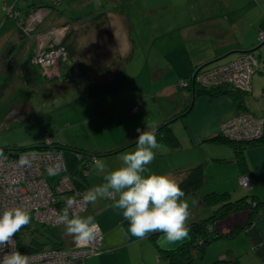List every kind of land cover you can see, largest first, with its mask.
<instances>
[{
    "label": "crops",
    "instance_id": "0c3cea01",
    "mask_svg": "<svg viewBox=\"0 0 264 264\" xmlns=\"http://www.w3.org/2000/svg\"><path fill=\"white\" fill-rule=\"evenodd\" d=\"M117 1L119 2V0ZM177 3H184L187 15L183 16V20L182 16H178L180 20L175 22L176 27L163 33V36L167 34V39L169 37L170 40L175 37L177 39V45H175V47L179 46L180 51L182 50L185 55L188 54L189 56L190 60L187 58L189 64L177 70L178 77L188 76L194 67L201 66L211 60L224 58L231 53L239 55L242 52L252 49L255 47L254 41L256 42L258 29L263 28L264 0H182ZM33 4L37 3L34 2V0H21L20 8L16 5H11L9 8L12 6L18 7L20 12L19 15H25L27 10H31V8L34 7L32 6ZM110 6L112 9L114 4H110ZM95 9L98 11L100 7H95ZM57 11V9H53L50 11L51 14L46 12L41 15V21L33 24L29 30H25V23H21V20L18 24H11L10 27L3 32L0 36V42L4 41L7 37L22 38L19 52L25 51L23 53V58L18 62L20 56L17 55L18 52L15 51L10 55V57L13 58L12 63L18 62L21 67H25L27 71H29V68L35 71V66L31 63L30 57L35 50H41L45 48L49 42L56 41L57 36H55V32H49L48 28L53 27L54 24L58 22H62V19L54 21V14ZM116 13H110L108 11L106 17L103 19H98L91 15L87 21L91 23V28L86 26L88 24L86 21L82 22V20H77L71 23V18L70 20H63L62 23H69L68 25L70 26V28L68 27L69 29L66 36L68 45L71 46L69 49L72 51V49L75 48L76 52L86 61L85 52H82L83 48L87 46L86 38L88 37L87 39L89 42L90 40L94 41V33L98 36L100 30H102L107 39L104 40V42L98 41L96 44H91L93 56L94 50H97L96 56L99 54V49L102 51L101 44L107 42V44L112 45L113 52L122 56L121 58L124 59L125 63H127L126 65H128L129 54L122 55L119 51L122 38L120 41H116L114 36L116 34L121 35L120 33L125 31L124 28L130 31L132 22H127L124 15L118 12ZM15 14L16 13L13 15ZM181 14L183 15L182 12ZM15 18L18 19V15ZM124 19L125 27L120 28V24ZM246 26H249L248 34H252V40L247 42L244 40ZM53 29L54 27L52 30ZM75 31H78V34L74 33ZM173 33L177 34L174 35ZM77 36L82 37V39L77 40ZM97 36L96 39H98ZM81 40L83 42H81ZM164 49L165 47H163L162 56L164 55ZM235 55L220 61V64L235 58ZM260 58V60H262V57ZM86 62L91 64L88 60ZM168 67H171L170 63ZM123 68L124 65L122 63L114 77H117ZM156 69L157 71H161L159 68ZM128 76L130 77V73ZM46 81H44V83H46ZM38 83H43V81ZM48 83L50 84H46L45 86L51 88V90L53 89L55 92L58 91L54 89L55 85H62L65 88L68 87V81L52 80ZM106 84L107 83L102 84L105 91L102 95H99L100 97L98 98H111L118 89L126 86L128 81H123L119 86L114 85L115 87H113L112 90L107 89ZM64 87L61 89H64ZM254 90H257L260 95L264 91V71L261 67L254 72L251 77L249 94ZM180 95L185 98L189 97L188 93L185 94L180 89L177 91L175 87L163 86L153 94V97L157 96L163 102H168L170 100L175 102ZM187 100L188 103L191 102L189 98ZM137 101H139V99L136 98L129 107L131 108L134 104H138ZM121 102L122 100H115V102L110 104L111 107L103 109V115L107 114L105 112L108 110H117L121 106ZM178 108L179 107L174 105L165 112L160 113L161 121L155 126L168 122L170 118L180 112L177 111ZM245 108V111L251 112L254 117L264 119L262 109L259 105H255L253 102L249 103L247 98ZM239 111L240 109L236 108L230 96L222 95L218 97H208L200 95L185 115L173 121L172 131L178 137L180 146L174 150H168L165 143L164 145L162 144L163 142H158V148L154 150L156 155L147 167L153 172L168 174L177 181L181 176L177 173L178 169H180L177 167H185L179 162L180 156H186V159L190 160L188 163L192 165L202 164L203 166L204 183L198 190L186 194L184 197L189 204L187 224L205 218L212 213L210 207L200 202L205 192H229L232 198L252 193L257 195L259 199H264V142H257L244 151V160L252 184L251 188L247 190L238 182L240 170L232 159V149L230 147L228 148L225 143H217L209 139L214 135H218L221 131L220 125ZM4 115L6 116L2 120L4 128H8L11 122L16 119L20 121L25 119L23 111H21V108L18 107L15 101H12L8 107L4 109L3 116ZM10 115H13V117H10ZM176 122L178 123L177 126H175ZM144 127L145 126H142L140 129ZM119 134L120 136H118V138L115 136L111 140L114 141L112 145L109 144L108 147H103V149H90L76 145L72 146L88 151H105L135 141L138 132H123ZM61 143L67 142L61 141ZM135 146L136 145H130L117 152L98 158L106 161L109 168H115L122 163L120 159L121 155L127 151L133 150ZM218 157L224 158L225 160H219L217 159ZM93 161L89 163L86 173L88 189L103 181V173L95 169ZM115 198L116 196L108 198L99 197L97 201L90 202L88 208L81 213L93 215L103 233L102 252L85 257L83 259V264H169L167 259L159 254L158 248L166 250L173 249L185 242L188 239V235L182 240L175 242L167 241L161 231L148 233L142 238L133 236L127 230L128 220L122 216L120 209L113 207ZM247 215L248 211L246 210L231 213L225 218L215 221L213 228L221 233H227L233 227L244 224L247 220ZM60 235L62 240H64L63 244L66 248L74 244L70 234L64 232ZM153 235H155V238L152 237ZM235 258H237L241 264H264V205L260 208L254 221L240 229L235 237L220 238L210 243L205 250L202 262L203 264H209L216 259Z\"/></svg>",
    "mask_w": 264,
    "mask_h": 264
},
{
    "label": "rangeland",
    "instance_id": "374dc122",
    "mask_svg": "<svg viewBox=\"0 0 264 264\" xmlns=\"http://www.w3.org/2000/svg\"><path fill=\"white\" fill-rule=\"evenodd\" d=\"M20 1L0 0V36L11 24H18L20 21V19L18 20L14 15H11L14 14L12 12L7 15L9 13L7 12V8L12 4L20 8ZM180 1L182 0H119V2L117 0H34L37 4L32 5L34 7L31 8V12L35 10L43 15L46 12L51 14L50 11L53 9L58 10L54 14V21L62 19L63 22V20H70L71 18V23L77 20L87 22L89 17L97 11L95 7H100V9L109 11L110 13L118 12L124 15L127 22H132L130 31L124 28L125 31L120 33L121 35L116 34L114 38H116V41H120L122 38L119 51L122 55L129 54V64L126 65L125 60H122L124 68L119 72L117 77H114V75L118 69L115 71L111 65L110 72L101 75L104 78L103 83L97 80H89L82 83L80 81L85 79L79 75V72H74L71 74V80H68L72 82L68 83V87L66 86L70 89L60 84L61 86L55 85L54 89L58 90L55 92L45 85L50 84L48 82L51 81L52 77L57 76L58 73L55 75L51 70L50 72L44 71V74L48 76V81L44 83L45 80L40 79V66H35L36 64L31 62L35 66V71L30 70V68L29 71L25 67L22 68L18 63L23 58V53L25 52H19L22 38L7 37L4 41L0 42V146L12 144L28 145L42 141L46 135H49L51 141L48 145L60 144L61 141H66L71 145L80 147L103 149V147H108L109 144L112 145L114 141L111 140L115 136L118 138L120 136L119 133L137 132V128H141L142 126L157 125L161 121L160 113L165 112L174 105L179 107L178 112L184 110L189 97H186V99L180 95L175 102L173 100L163 102L157 96L153 97V94L163 86L175 87L177 91L180 89L187 94V82L183 83L181 81L179 84L177 83L179 78L177 70L189 64V56L188 54L185 55L182 50L180 51L179 46L175 47L177 45L175 37L170 40L169 37L167 39V34L163 36V33L176 27L175 22L180 20L178 16H182L183 20V16L187 15L184 3H177ZM110 4H114L112 9L110 8ZM125 19L120 24V28L125 27ZM263 20L262 27L264 28ZM61 23L58 22L53 27L58 29L69 24ZM86 26L92 27L91 23H88ZM248 29L249 26H246L244 32V40L246 42L252 40V34H248ZM77 32L75 31L74 33ZM94 36V41L90 40L89 42L88 37L86 38L87 46L84 47L86 49L82 46L84 50L82 52H85L84 55H86L85 60L91 62V65L99 63L111 64L113 60L117 61L122 57L114 53L112 45L107 44V42L101 44L102 51L99 49V54L96 56L97 50H94L93 56L92 45L98 41L104 42L107 39L102 30H100L98 36L96 33H94ZM96 36L98 39H96ZM77 38V40L82 39L79 36ZM81 42L83 41L81 40ZM257 44L256 39L254 45L256 46ZM261 44L262 46L259 49L264 54V41ZM163 47L165 49L162 56ZM259 49L255 50L256 55ZM15 51L18 52L17 55L20 57L18 62L12 63L13 58L10 55ZM234 55L231 53L224 58L207 64V66L218 65L220 61ZM169 63L171 65L170 68L168 67ZM156 68H159L161 71H157ZM129 73L130 77L128 76ZM41 81L43 83L39 84L38 82ZM123 81H128V84L118 89L114 95L112 94L111 98H98L105 91L102 84L107 83V89L112 90L115 87L114 85L119 86ZM62 87L64 89H61ZM239 89L249 92L250 86L249 88ZM261 96L262 93L260 95L257 90H254L248 95L247 101L259 105L262 109V115H264L263 97L261 98ZM136 98L139 99L137 101L138 105H134L137 106V109L133 106L130 108L129 105ZM115 100H122L121 106L117 110H108L105 112L107 114L103 115V109L111 107L110 104L115 102ZM12 101H15L18 107L21 108L25 119L23 121L16 119L11 122L8 128H4L2 120L6 116H3V111ZM10 117H13V115H10ZM173 121L170 124L171 129ZM177 124L176 122L175 126ZM222 124L220 125V130H222ZM226 146L230 147L227 144ZM55 152L60 154V160L63 162L61 166H64L66 171L62 152L59 150ZM179 160L180 164L185 166L184 168L194 166L188 163L190 160H187L184 155L180 156ZM177 168L182 167L178 166ZM83 204L84 209L80 210L79 214L84 212L89 206V203L85 205L83 202ZM57 208L59 209V207ZM39 224L50 227L45 222H40ZM53 228L57 233L62 234L65 232L59 222Z\"/></svg>",
    "mask_w": 264,
    "mask_h": 264
},
{
    "label": "trees",
    "instance_id": "16d2710c",
    "mask_svg": "<svg viewBox=\"0 0 264 264\" xmlns=\"http://www.w3.org/2000/svg\"><path fill=\"white\" fill-rule=\"evenodd\" d=\"M8 9L9 8H7V12L11 11L12 13H16L15 14L16 16L14 15L15 17H17L18 15V20L20 19L19 22H21L22 20L21 23H25L28 15L32 13L31 10H27L25 15L22 14L19 15L20 12L18 10L19 9L18 7L16 8L15 6H12L10 10ZM107 13L108 11L99 9L98 11L93 13L92 16L98 19L99 18L103 19L106 17ZM9 14L10 13H7V15ZM260 30L264 31V28L258 29L257 31L256 39L258 44L252 49H249L239 54L241 55L243 53H250L256 59L257 65L253 67L252 74L257 70H259L260 67L264 71V54L259 49L262 46V44L258 39V32ZM62 46L65 47L64 49L65 58L62 59L61 57V59L59 60L58 75L52 77L51 81L52 80L68 81L69 79L71 80L72 73L79 72L80 73L79 75L85 79L80 81L82 83H84V81H89V80H97L103 82L104 78L101 75L110 72L111 65L116 71L121 67L123 63L122 61L123 59L120 57V59H118L117 61L116 60H113V62L111 61L112 62L111 64L100 63L97 65H91L90 63L83 60V58L79 55V53L76 52L75 48H73L72 51L69 49V47L71 46L68 45L67 39H62L60 43L57 44L55 43L50 47L46 46L41 50H45L47 48L48 49L59 48ZM256 49H259L257 51L258 52L257 55L255 53ZM38 51L39 50H35L32 53L30 57V61L32 63H34L33 61L35 57L34 55L37 54ZM239 55H237L235 58H237ZM260 57H262V60H260L261 59ZM235 58L225 63H221L213 66H207V64L217 59L211 60L207 63L202 64L201 66L194 67L192 72L189 74V76H185V77L182 76L178 78L177 80L178 84L181 81L183 83L187 82L186 90L187 93L189 94V100L191 102H189L186 105V108L184 110H182L180 113L170 118L168 122H164L156 126V134H157L158 142L165 143L166 146L171 150H174L180 146V141L176 136V134L170 128V124L174 119L180 118L183 115H185L191 109L193 103L200 95H205L208 97H218L222 95L230 96L236 108L240 109L238 113H242V111L245 112L246 109L245 102L249 94L248 91L239 89L238 87L231 85V82L204 84L197 81V77L199 76L198 74L203 73L204 71H206V69L215 68L227 64L228 62L234 60ZM37 65L38 64H36L35 66ZM40 72H41L40 77L45 81L48 80V76L44 74V71L41 67H40ZM251 77H250V83H251ZM69 82L71 83L72 81H68V83ZM74 84H76V82H74ZM134 105H138V104H134ZM44 139L42 141L34 142L28 145L12 144V145L0 146V154L2 153L15 154L21 151H47L50 149H53L55 151L59 150L62 152L66 164V172L70 179L74 191L78 190L83 192L88 190L87 188L88 180L86 173L90 160L93 161L95 158H98L100 156L109 155L111 153L123 149L124 147L136 144L135 141H132L129 143H125L122 146H118L116 148L105 151H88L74 147L67 143H60V144L55 143L56 145L55 144L46 145L44 144ZM209 139H212L217 143H225L229 145L233 152L232 159L235 161L238 169L240 170V176L244 174L249 175L247 172V165L244 160V151L248 147L254 145L257 142L258 143L264 142V132L260 138L249 141H241V140L227 138L222 134V132H220L218 135H214L213 137H210ZM217 159L225 160L224 158H219V157ZM177 173L181 175L178 181H180V186L184 190L185 195L195 192L204 183L202 164H197L187 168H180L178 169ZM63 201L65 202L66 198ZM200 202L201 204L210 207L212 213L205 218L198 219L196 221L187 224L189 231H188V239L185 242L169 250L158 248L159 254L165 259H167L169 264H203L202 262L203 255L205 253L207 246L210 243L220 238L235 237V235L238 233L240 229H242L246 225L251 224L254 221L260 208L263 207L264 205V199H259L257 195L252 193L242 195L237 198H232L229 192H212V191H209L207 193L205 192L202 198L200 199ZM242 210L248 211L247 220L244 224L233 227L227 233H221L213 228V224L215 221L221 220L231 213L239 212ZM54 226L55 225L50 227H45L42 224L36 223L31 217L30 222L26 225H23L21 229L18 232H16L13 237L15 239L16 249L23 253H33L48 249L66 248L63 244L61 235L55 231V229L53 228ZM152 237L155 238V235H153ZM209 264H241V263L237 258H235V259H222V260L216 259Z\"/></svg>",
    "mask_w": 264,
    "mask_h": 264
},
{
    "label": "clouds",
    "instance_id": "9594fccd",
    "mask_svg": "<svg viewBox=\"0 0 264 264\" xmlns=\"http://www.w3.org/2000/svg\"><path fill=\"white\" fill-rule=\"evenodd\" d=\"M136 146L123 153L122 163L109 168L106 161L95 158V169L103 173V181L81 194L87 204L99 197L116 196L113 207L121 210L128 220V231L136 237L161 231L169 242L182 240L188 235L189 204L180 181L165 173L151 171L147 166L154 159L158 148L156 126L137 128ZM21 167L31 166L30 154H22L17 162ZM49 168V174H55ZM73 198L57 213V220L70 234L77 247H83L96 238L99 224L91 214H79L72 208ZM31 220V213L20 205L0 206V264H30L28 255L17 249L3 252L23 225Z\"/></svg>",
    "mask_w": 264,
    "mask_h": 264
},
{
    "label": "built area",
    "instance_id": "2783aa9c",
    "mask_svg": "<svg viewBox=\"0 0 264 264\" xmlns=\"http://www.w3.org/2000/svg\"><path fill=\"white\" fill-rule=\"evenodd\" d=\"M39 18H41L39 12L30 13L24 25L25 30H29L33 26L32 22ZM258 39L261 43L264 41L263 30L258 32ZM34 56V63L38 64L43 71L50 72L51 70L56 75L59 60L61 57L65 58V52L63 48H47L39 50ZM256 65L257 61L252 54L243 53L227 64L206 69L198 74L197 81L205 84L231 82L238 88H249L253 67ZM262 97L264 105V92H262ZM133 107L137 109V106ZM263 131L264 119L256 118L250 112L237 113L232 116L222 124L221 130L224 136L235 140L258 139ZM50 141L51 137L46 136L44 144L48 145ZM22 154H30L32 161L30 167H21L16 163ZM59 155L53 150L0 154V206L20 205L29 210L34 221L45 222L49 226L58 223L57 213L65 206L63 201L65 198H73L72 208L75 212L78 213L84 209L81 199L83 191H74L65 167L61 166L63 162ZM49 168H55V174H49ZM52 177H55L53 181ZM239 184L250 189V176L246 174L239 176ZM102 245L103 233L99 227L96 238L83 247L73 244L69 248L48 249L25 254L28 255L30 264H83L85 257L102 252ZM12 249H16L14 238L9 245L3 247L2 251L7 252Z\"/></svg>",
    "mask_w": 264,
    "mask_h": 264
},
{
    "label": "flooded vegetation",
    "instance_id": "af4514ba",
    "mask_svg": "<svg viewBox=\"0 0 264 264\" xmlns=\"http://www.w3.org/2000/svg\"><path fill=\"white\" fill-rule=\"evenodd\" d=\"M42 17V16H41ZM40 19V20H39ZM38 20H34L33 22H32V24L31 25H33V24H35L36 22H40L41 21V19L42 18H39ZM70 28V26L69 25H64V26H62V27H60V28H58V29H56L55 27H54V29L52 30V28L53 27H49L48 28V30H49V32H55V36H57L56 37V41H53V42H49L48 43V45L47 46H52L53 44H57V43H60V41L62 40V39H67L66 38V36H67V32H68V29ZM64 28V29H63ZM66 30H67V32H66ZM47 31V30H46ZM59 48H63V50L65 49V47H59ZM58 66H59V64H58ZM57 66V67H58Z\"/></svg>",
    "mask_w": 264,
    "mask_h": 264
},
{
    "label": "bare ground",
    "instance_id": "6f19581e",
    "mask_svg": "<svg viewBox=\"0 0 264 264\" xmlns=\"http://www.w3.org/2000/svg\"><path fill=\"white\" fill-rule=\"evenodd\" d=\"M25 21V20H24Z\"/></svg>",
    "mask_w": 264,
    "mask_h": 264
}]
</instances>
